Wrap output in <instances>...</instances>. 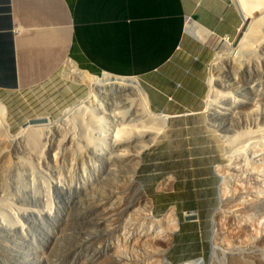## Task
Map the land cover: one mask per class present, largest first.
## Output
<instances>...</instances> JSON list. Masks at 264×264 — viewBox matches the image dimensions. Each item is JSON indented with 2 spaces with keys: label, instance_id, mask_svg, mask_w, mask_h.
I'll list each match as a JSON object with an SVG mask.
<instances>
[{
  "label": "rangeland",
  "instance_id": "obj_1",
  "mask_svg": "<svg viewBox=\"0 0 264 264\" xmlns=\"http://www.w3.org/2000/svg\"><path fill=\"white\" fill-rule=\"evenodd\" d=\"M192 38L204 49H186L173 82L160 80L177 103L150 104L149 116L102 96L90 104L88 87L64 74L0 91V264H264V43L221 64L213 84L226 42ZM150 115L170 118L156 141L136 133L135 162L120 157L111 135ZM35 118L49 120L24 127ZM139 234L157 249L127 244Z\"/></svg>",
  "mask_w": 264,
  "mask_h": 264
},
{
  "label": "crops",
  "instance_id": "obj_2",
  "mask_svg": "<svg viewBox=\"0 0 264 264\" xmlns=\"http://www.w3.org/2000/svg\"><path fill=\"white\" fill-rule=\"evenodd\" d=\"M255 19L242 0H0V91L54 81L71 60L103 78L139 77L159 111L177 103L160 80L173 82L169 68L186 49L206 46L188 22L233 39Z\"/></svg>",
  "mask_w": 264,
  "mask_h": 264
},
{
  "label": "bare ground",
  "instance_id": "obj_3",
  "mask_svg": "<svg viewBox=\"0 0 264 264\" xmlns=\"http://www.w3.org/2000/svg\"><path fill=\"white\" fill-rule=\"evenodd\" d=\"M263 30H264V14L259 16L257 19L248 22L245 30L243 31L242 37H241V39L237 45H234L233 43H231L230 39L228 37L224 38L226 43L224 44L225 46L223 48L225 50H223V48H222V50H220L223 55L218 57L211 65L215 68L213 71L214 74L212 77V83L213 84H215V81H216L215 76H216L217 70L219 69L221 64H223L225 61L229 60L230 58L232 59L234 56L236 57V55L238 53H241V51H243V50L252 49L257 43L258 44L261 43V41L264 43V41H263L264 40ZM186 33L189 36L195 37V38L197 37L198 39H200L201 41L206 42V43H208V41H210L212 39V37H214L209 31L205 30L204 28L200 27L199 25L195 24L194 22H188L187 27H186ZM256 46H260V45H256ZM76 64L73 61L68 60V63H67L66 68L64 70V77L68 80L75 82V83L83 84V85H86L88 87L89 96L87 98V102H90V104L95 103L98 100V98L100 96H102L103 98L102 97L101 98L104 101V104L107 101H109L111 103L115 102V104H116V102H118L117 104L120 105L121 108H123L125 110H137V114L142 113V114H146L149 116V113H150L149 95L146 92V90L142 87L138 78H136V77L118 78V77H112V76H110V77L107 76V77L103 78V75L97 76V75L90 74L87 71L80 70L77 67L78 65H76ZM108 104L109 103L107 102V106H108ZM1 115H5V109L2 106H0V116ZM169 118L170 117H167V116H163L162 118L159 117V119H154L153 117L148 118L146 121L144 120V125L131 126V127L128 126L126 128H123L121 131H117V133L111 135V138L109 139V137H108V139L110 140V143L113 146V148H115L116 151L119 152L118 155L120 157H125L126 159L128 158V160H131V162H135L137 160V157L135 155H130L128 153V150H126V149L127 148L131 149L132 147H134V148L138 147L137 145L140 142L139 141L140 139L137 141V139L139 137L136 136V133H137V135H140L138 133L145 134L147 137L151 138L153 141H156L155 139L163 131L162 122L167 121ZM1 120L4 121V117ZM46 120H49V119L46 118ZM145 122H147L148 126L145 125ZM1 125H2V123L0 121V134L4 133V130L2 129L3 126H1ZM130 125H132V124L130 123ZM46 127H47L46 129H48V130L51 129L50 125H47ZM3 135L5 136V134H2L1 138ZM258 136H259V133H257V137ZM41 137L42 136H41L40 129H37L33 133H31L30 135L28 134L29 143H31V145H33V146H36ZM257 137H255L253 135L252 138L255 139ZM52 139H54V138H52ZM73 139L74 138H72L70 136L68 138L66 137L65 138L66 142L63 144L64 147L67 144H71L73 142ZM263 139H264V136H263ZM255 141H257V140H255ZM62 143H63V141H62ZM62 143L60 145H62ZM143 143L140 142L141 145H143ZM241 144L239 142L238 145H241ZM256 144H257V142H256ZM53 147H54L53 145L50 146V151H49L50 154H52ZM145 148L146 147L142 146L141 150H144ZM248 148H250V147H248ZM241 149H243V148H241ZM254 149H256V147ZM59 152H61V151H59ZM52 159L54 162L57 163V161L59 160L58 153L54 154L52 156ZM238 236H240V235H238ZM127 244H130L133 247H140L141 249H144L146 251H154V249H157L158 241H157V237H154L151 234H146V235L139 234V235H135L131 241L127 242ZM166 244H170V241H167ZM116 254L120 259L122 258L120 249L117 250ZM154 264H158V263H154ZM233 264H241V263H240V261L235 260L233 262Z\"/></svg>",
  "mask_w": 264,
  "mask_h": 264
},
{
  "label": "water",
  "instance_id": "obj_4",
  "mask_svg": "<svg viewBox=\"0 0 264 264\" xmlns=\"http://www.w3.org/2000/svg\"><path fill=\"white\" fill-rule=\"evenodd\" d=\"M256 1L261 2V3L259 5H257L258 2H256ZM244 4H245L246 8H248V10H250L254 15H258L264 11V0H244ZM261 4H263V5H261ZM248 22L249 21L246 20L243 23L238 35L235 37V39L233 41L234 45H237L239 43V41L242 37L243 31L245 30ZM46 122H47V120L45 118L30 119L24 124V127L29 126V125L31 126V125L44 124ZM185 220L186 221H194V220H197V216L195 214L186 215Z\"/></svg>",
  "mask_w": 264,
  "mask_h": 264
},
{
  "label": "built area",
  "instance_id": "obj_5",
  "mask_svg": "<svg viewBox=\"0 0 264 264\" xmlns=\"http://www.w3.org/2000/svg\"><path fill=\"white\" fill-rule=\"evenodd\" d=\"M222 40H224V38H222Z\"/></svg>",
  "mask_w": 264,
  "mask_h": 264
}]
</instances>
